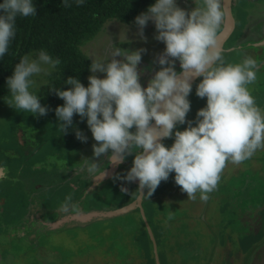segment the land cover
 Masks as SVG:
<instances>
[{"label": "flooded vegetation", "instance_id": "flooded-vegetation-1", "mask_svg": "<svg viewBox=\"0 0 264 264\" xmlns=\"http://www.w3.org/2000/svg\"><path fill=\"white\" fill-rule=\"evenodd\" d=\"M3 2L4 0H0V3ZM156 2L157 0H150L129 21L115 17L106 19L96 33L79 46L86 62L87 72L83 78L85 87L89 86L88 78L92 75L90 71L92 61H109L110 53L114 47L135 51L131 44L126 43L127 38H123L120 31L116 30L120 28L124 31L127 30V27L138 35L140 30L134 22L135 18L141 13L147 12V9ZM176 2L178 7L186 11L194 10L196 6L202 5V0H176ZM33 3L39 13L44 0H33ZM230 9L235 22L233 32L228 34L223 31L226 14L218 30V43L222 36L225 38L223 42L219 43L223 61L225 65L241 63L244 55L247 54L262 65L256 72L255 82L248 85V88L255 98L256 105L263 111L264 102H260L259 87L261 85L259 83L264 82V0H231ZM2 14L0 12V15ZM33 17L27 18L29 20ZM20 18L23 20L18 16L16 21ZM157 34L154 22L149 21L144 28V38L142 39L154 42L158 45L159 50H156L154 54L152 51L142 54L138 70L143 73L140 83L144 88H147L154 72L160 70L159 64L154 63V60L166 49L165 43L154 38ZM11 42L15 43L14 39ZM38 53L39 51L32 50L24 52L21 56L31 55L32 58H36ZM22 57H18V61ZM117 59L121 58L117 57ZM217 63L219 64V62ZM176 71L181 72L179 61H176ZM60 72L61 70L57 66L47 75L39 74L37 77H32L35 84L30 91L41 98L42 106L50 107L53 110L64 105L52 91L56 76L57 86L59 85L62 74ZM96 75L101 79L106 77V74L103 73ZM200 81H202V77L193 78L192 89ZM39 86H42L44 90L36 92ZM9 95H11L10 91L0 101V104ZM42 98H46L45 103H42ZM189 101L191 110L186 120L195 122L198 111L207 106V98L202 99L196 95ZM48 114L55 115L50 111ZM48 114L45 116L33 114L36 116L35 121L17 122L14 124V131L5 140L0 141V264H53L54 256L59 252L58 250L61 252L60 256H63L64 252L70 253L65 251L66 246H70L73 249V255H75L74 258L69 259L70 264H90L88 259V261L80 262L81 259L86 260L80 256L91 251H95V253L108 252L109 249L101 246L93 248L92 246L91 251L87 250L85 244L91 245L92 239L91 234L86 232L96 224L104 226L115 219L125 216L130 219L135 215L138 220L133 219L132 222L139 230L138 237L143 234L150 243L151 264H176V261L180 259L178 257L175 260L174 254L169 253L168 236L170 234L177 243H185L192 237L189 242L190 250L180 253L188 251L195 258L198 256L197 250L208 251L207 258L211 260L209 264H243L245 258L248 259L247 252L252 245L258 247L252 254L254 258L252 264H264V154H262L264 148L258 149L251 158L242 163L226 162L218 185L214 191L208 194L209 199L206 202L200 199L199 192L196 193L195 200L188 199L187 193L183 192L181 187L175 183L176 174L173 172L167 181L161 182L151 197L147 196L148 190L145 189L147 199L144 202V215L139 209H136L134 212L114 216L111 219H97L91 223L82 224L80 222L82 220L76 219L79 215L90 212L116 211L135 201L139 193L138 188L131 186L127 181L113 179L117 175H125L132 168L135 153L128 156L123 163L115 165L116 174L111 177V182L105 180L101 185H96V178L111 170L112 161L109 160L108 155H103L99 158L96 172L90 173L87 170L83 159L94 157V137L87 125V119L81 121L79 115H74L73 126L68 128L67 134H63L60 130L62 134L58 135L57 142L55 141L56 144L53 146L56 151L50 147L47 153H40L44 141L46 142V139L43 138L46 134V124L51 122L47 118ZM53 122L57 126L60 123L58 118ZM152 125L155 126L154 120ZM193 126H196L195 123ZM187 127V123L178 124L173 130L172 138L161 142L171 148L175 141V131H184ZM77 128L87 137L86 143L76 138L75 129ZM131 131L135 132V127ZM94 142L97 144L96 141ZM63 149H66L65 153H62ZM134 151L138 152L140 149H134ZM72 154L76 155V158ZM120 184L128 189L127 193L121 192ZM15 185L21 186L24 194L26 193L30 198L17 201ZM65 189L68 192H63L66 191ZM54 190H57L60 197L71 196L67 212L62 210L66 199L63 204H57V213L54 209L56 205L52 208L47 204L52 202L46 203V194ZM118 190L124 200L116 203ZM71 205H76V208L73 209ZM150 206L155 210L152 217H149L146 212L147 207ZM221 208L220 212L226 215L228 213L231 218L225 220L224 228L220 233L207 235L206 231L207 233L211 231L210 228L207 230V225L214 226L211 228L214 229L217 223V220L212 217L213 209L215 211ZM55 215L56 217L53 218ZM232 219L233 221H230ZM226 229L231 230L230 235H225ZM155 231L159 234V238ZM73 233H76L75 237H73ZM228 238L231 239V242H227L225 248L222 249L221 243L224 244ZM203 239L210 243L207 250L193 247L195 243L202 242ZM232 242L237 243L239 248L233 247ZM54 245H57V250L53 248ZM78 245H80L79 248ZM47 255H52V258H47ZM131 257L134 259L132 264H146L144 258L136 255ZM109 258L111 259L108 263V259L105 258L101 264H113V261L115 264H123L125 260L124 257L118 258L114 254ZM74 259H78V262L74 263Z\"/></svg>", "mask_w": 264, "mask_h": 264}, {"label": "clouds", "instance_id": "clouds-1", "mask_svg": "<svg viewBox=\"0 0 264 264\" xmlns=\"http://www.w3.org/2000/svg\"><path fill=\"white\" fill-rule=\"evenodd\" d=\"M76 3L80 6L84 0ZM63 6H70L68 0H63ZM0 12L3 57L16 35L17 17L35 16L37 9L33 0H4ZM225 14L222 0H202V5L191 11L178 7L176 0H157L134 21L141 38L148 22H154L158 33L154 38L166 44L165 51L154 60L160 70L154 72L147 88L142 87L143 73L138 70L147 50L114 47L109 61H92L88 87L69 77L65 82L71 86L69 90H52L65 102L55 109L63 134L73 126L74 115H79L81 121L87 119L97 142L93 145L94 157L83 159L90 173L96 172L103 155L118 165L135 153L132 168L114 180H138V192L144 196L143 190L147 189V196L151 197L161 182L175 172V183L188 199L195 200L199 192L200 199L206 202L208 194L216 189L226 162L242 163L264 148V112L248 88L262 65L247 54L241 63L225 65L218 43V30ZM176 61L181 72L176 71ZM60 63L44 50L36 58L23 56L6 81L11 94L7 104L34 115H47L49 108L42 106L41 98L30 91L35 84L32 77L48 71L42 65L54 69ZM97 73L106 77L98 78ZM197 77H202V81L196 95L206 97L207 106L198 111L193 122L186 117L191 110V81ZM185 123L188 127L175 131L174 144L166 147L161 141L172 138L176 126ZM75 134L78 140L87 142L78 128ZM106 175L107 172L103 177ZM121 192L127 193L128 189L121 187ZM67 201L62 205L65 212L69 210L71 196ZM71 207L75 209L76 205Z\"/></svg>", "mask_w": 264, "mask_h": 264}, {"label": "rangeland", "instance_id": "rangeland-1", "mask_svg": "<svg viewBox=\"0 0 264 264\" xmlns=\"http://www.w3.org/2000/svg\"><path fill=\"white\" fill-rule=\"evenodd\" d=\"M235 16L238 18L236 13H235ZM126 29L127 30L123 31L119 28V30H116V31L117 32L120 31L119 33L122 35V37L127 38L126 43L131 44L132 49L138 50V49L143 48V49H146L148 52L152 51L153 54L155 53L156 50H159L158 45H156L154 42H149L147 40H144L139 35L134 33L131 29H129L127 27H126ZM42 67L48 69L47 72H41L40 74H42V75H47L52 71V68H50V66H48V65H42ZM38 75L39 74L34 75L33 77H37ZM259 85H261L259 87V94H260L259 96L261 98L260 102L262 103V102H264V82L261 81L259 83ZM197 86L198 85H196L194 87V89H192V92L190 93V95L188 97L190 100L194 99V96H196ZM42 90H44V88L42 86H39V87H37L36 92H41ZM9 98H10V95L6 98V100L4 102H2L0 104V141L5 140L6 137L9 136L14 131V124H17V122L27 123L26 120H34L35 121V119H36V116H33V114L30 112H25V111L19 110V109L16 110V109L10 107L7 104V101ZM45 102H46V98H42V103H45ZM261 105H263V104H261ZM48 108H49V111L51 113H53V114L55 113V110L51 109L50 107H48ZM262 112H264V110ZM47 118L51 122H48L46 124L45 133L47 135L45 134L43 137L44 139H46V142L44 141L43 146L40 149L41 150L40 153H45V152L47 153L48 149L50 147H53L54 144H56L58 135L61 136V134H62V132H60V129L57 126V124H55L53 122V120H57V117L55 115H49L48 114ZM23 119H25V120H23ZM94 141H93V143L96 144ZM55 151H56V149H55ZM65 152H66V149H63L62 153H65ZM262 154H264V150L262 151ZM72 156H74V158H76V155L72 154ZM66 157H67V154H66ZM263 162H264V159H263ZM120 187H122L121 184H120ZM15 188L17 190L15 195L18 196L17 201L30 198L26 193L24 194V191H23L21 186L15 185ZM65 190L66 191H63V192H68L67 189H65ZM118 191H119V194L116 193V198H117L116 203H118L120 201L122 202L124 200V198L120 195V190H118ZM40 199H42V197H40ZM64 199L67 200V195L60 197L57 194V190H54L53 192L46 194V197H45L46 203L52 202V203H47L50 207L53 208L54 205H56V208L54 207V209H56V213H57V204H63L65 201ZM50 200H52V201H50ZM161 211L166 214V212L164 210L161 209ZM220 211H222V208L219 210H215V211L213 209V216L212 217L217 220V223H216V227L214 229H211L214 226L207 225V230L209 228L211 230L209 233H207V231H206L207 235H217L218 232L220 233L222 231V229L224 228L223 225H224L225 220L227 218H231V216L228 213L226 215ZM146 212H147L149 217H152V215L155 213L154 207H151V206L149 208L147 207ZM54 217H56V215L53 216V218ZM133 219H137V215H135L134 218H130V219H128V217H126V216L121 217L119 219H115V220L109 222L110 224H104V226L101 224H96V225L92 226L91 227L92 229L88 230L86 232L87 234H91L92 242H91V245L86 243L85 248L87 250L91 251L92 246H93V248L101 246V247H105V248L109 249V251L108 252H101V253H95V251H91L89 253L83 254L80 257L86 258V260L81 259L80 262H85V261L89 260L90 264H101L103 259L107 258L108 259L107 263H108L109 259H111L109 257L112 254H114L118 258H120V256L125 258V260L123 261L124 262L123 264H130V263L132 264V261L134 260L131 257L132 255H136L137 257L144 258L146 264H151L152 252L150 250V243H149V241L145 235L141 234L138 237L139 230L137 229L135 224L132 222ZM47 220H49V219L47 218ZM230 221H233V219ZM230 231L231 230H227L225 235H230L231 234ZM155 233H156V231H155ZM75 234L76 233H73V237H75L74 236ZM156 235L158 238L160 237L158 233H156ZM168 237H169L168 242L170 243V245L168 246L169 253L174 254L173 257L175 258V260H177L178 257H180V259H178L176 261V264H187V263H189V264H209V262H211V260L207 258L208 251H205V250H197L196 252H197L198 256L195 258H193L191 256V253L188 251L184 252L183 254L180 253L181 251H184V250H190L189 242H191L192 237L189 239V241H187L188 243L187 242H185V243L175 242L176 240L172 239L171 234ZM159 241H160V239H159ZM227 242L230 243L231 239L228 238L224 241V244L221 243L222 249L225 248ZM232 243H233V247L235 246L236 249L239 248L237 243H234V242H232ZM208 246H210L209 241L208 240L205 241L203 239L202 242L195 243V245L193 247H196V249H199V247H201V249L207 250ZM63 247H65V246H63ZM79 247H80V245H78V248ZM53 248L55 250H57V245H54ZM58 251L59 252L56 254V256H54L53 264H70L71 261L68 262L69 259L71 257L74 258V256H75V255H73L74 252H73V249L70 248V246H66L65 251H69L72 254L64 252L63 256H60L61 252H60V250H58ZM92 253H95V254L93 255ZM99 254L103 255V256H100ZM46 257L52 258V255H47ZM73 262L74 263L78 262V259H74ZM113 264H115L114 261H113Z\"/></svg>", "mask_w": 264, "mask_h": 264}, {"label": "trees", "instance_id": "trees-1", "mask_svg": "<svg viewBox=\"0 0 264 264\" xmlns=\"http://www.w3.org/2000/svg\"><path fill=\"white\" fill-rule=\"evenodd\" d=\"M150 0H84L77 6L76 0H68L69 7L63 6V0H44L39 13L32 19L22 17L16 21L15 43L10 41L8 51L0 57V101L9 92L7 79L13 75L18 57L24 52L44 50L53 59H59L61 80L54 90H69L65 82L69 77L77 78L84 85L86 62L79 46L91 38L100 25L108 18L123 21L134 15ZM60 99V98H59ZM63 103L64 100L60 99Z\"/></svg>", "mask_w": 264, "mask_h": 264}, {"label": "water", "instance_id": "water-1", "mask_svg": "<svg viewBox=\"0 0 264 264\" xmlns=\"http://www.w3.org/2000/svg\"><path fill=\"white\" fill-rule=\"evenodd\" d=\"M222 4H223V8H224L225 13H226L223 31L228 33V34H231L233 32L234 26H235L234 18H233V15L231 13V9H230L231 8V0H222ZM224 40H225V38L222 36L219 40V43L223 42ZM115 171H116L115 165H113V162H112L111 170L106 171L107 175L105 177H103V174L105 172L100 174V176H98L96 178L95 184L101 185L105 180L111 182V177L115 176V174H116ZM130 184H131V186H133V187L136 186L139 189V181L138 180L135 182H132ZM143 195L144 196H142L140 193H138V196L134 202H132L128 206L122 207L119 210H116V211L110 210L109 212H103V211L102 212H90L88 214L79 215L76 217V219L82 220V221H80V222H82V224H88V223H91L92 221H96L97 219H111L114 216L134 212V211H136V209H139L141 211L142 215H144V202H145V199H147V197L145 196V189L143 190ZM257 248L258 247H256L255 245H252L250 247V250H248V252H247L248 259L245 258L243 264H252V261H254L252 254L255 250H257Z\"/></svg>", "mask_w": 264, "mask_h": 264}]
</instances>
